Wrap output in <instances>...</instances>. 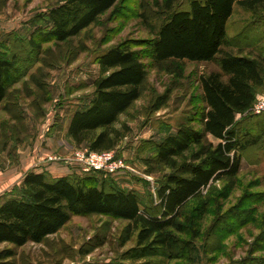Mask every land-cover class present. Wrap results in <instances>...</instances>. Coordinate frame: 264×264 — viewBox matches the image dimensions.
<instances>
[{"label":"trees","instance_id":"obj_1","mask_svg":"<svg viewBox=\"0 0 264 264\" xmlns=\"http://www.w3.org/2000/svg\"><path fill=\"white\" fill-rule=\"evenodd\" d=\"M117 1L65 0L51 7L47 28L31 34L30 47L40 54L37 35L57 42L80 35ZM179 1L164 0L165 15L154 38L126 40L99 53L90 101L75 109L67 127L77 146L86 144L94 152L112 150L121 134L115 124L141 96L145 57L154 63L217 60L220 70L200 77L202 128L180 124L145 158L148 173L158 165L170 170L157 180V200L151 197L143 203L135 189L120 186L114 176L102 177L100 171L83 174L77 164L63 175L32 169L0 202V244L42 243L72 216L98 214L126 220L127 240L136 238L134 246L105 264H202L196 240L210 210L213 185L236 177L244 151L264 135V113L238 119L264 89V0H189L187 7H178ZM235 5L253 14L240 34V45L228 35ZM231 45L237 53L224 51ZM16 58L0 51V102L28 72ZM252 117L259 120L253 124L259 133L253 127H238ZM208 135L218 142L207 141ZM15 254L14 249H5L0 257ZM233 264H264V259L246 257Z\"/></svg>","mask_w":264,"mask_h":264},{"label":"rangeland","instance_id":"obj_2","mask_svg":"<svg viewBox=\"0 0 264 264\" xmlns=\"http://www.w3.org/2000/svg\"><path fill=\"white\" fill-rule=\"evenodd\" d=\"M63 1L0 0V51L17 57L19 64L28 69L0 102V172L15 166L22 154L30 158L37 143H41V150H47L31 166L53 175L68 168L74 171L77 167L73 157L77 151L94 152L86 144L77 146L67 127L75 109L92 96V80L99 74L97 56L126 40L154 38L165 15L164 0H118L97 22L67 41H44L37 35L42 50L40 54L34 53L29 45L31 34L38 28H47V12ZM188 2L180 0L177 6L187 7ZM251 20L250 11L235 5L228 23L229 37L239 43L240 34ZM224 51L237 53L238 48L225 46ZM143 61L147 74L141 96L114 126L121 134L111 151L114 159H123L127 168L112 176L120 186L135 189L143 203H149L151 197L157 200V180L170 170L158 165L156 171L148 173L145 158L152 156L155 144L176 132L180 124L202 128L198 120L199 110L204 106L200 77L219 71L220 66L217 60L154 63L145 57ZM263 96L264 89L258 99ZM251 114L247 112L238 119ZM254 121L252 117L238 127H253L255 134L259 133L253 125L259 120ZM240 136L244 139L243 133ZM207 141L218 142L211 135ZM51 156L56 159L51 160ZM213 188L210 210L202 220L201 236L196 240L202 264H233L246 257L264 259V135L244 151L236 177L217 181ZM239 216L243 217L241 221ZM127 224L124 219L106 215H74L42 243L29 242L21 247L1 243L0 252L14 249L16 254L0 257V264L115 261L135 245V236L127 240ZM98 241L102 244L94 246Z\"/></svg>","mask_w":264,"mask_h":264},{"label":"built area","instance_id":"obj_3","mask_svg":"<svg viewBox=\"0 0 264 264\" xmlns=\"http://www.w3.org/2000/svg\"><path fill=\"white\" fill-rule=\"evenodd\" d=\"M247 112H251L253 114L264 113V96L259 98ZM50 159L55 160L56 157L51 156ZM73 161L79 165L80 169L84 173L100 171L101 173L104 172L106 175H114L117 172L119 173L122 168H127L123 159H114L113 152L111 150L90 153L77 151L75 157H73Z\"/></svg>","mask_w":264,"mask_h":264},{"label":"crops","instance_id":"obj_4","mask_svg":"<svg viewBox=\"0 0 264 264\" xmlns=\"http://www.w3.org/2000/svg\"><path fill=\"white\" fill-rule=\"evenodd\" d=\"M89 101H90V98L88 99V101H86V100L83 101V103L81 105H84V106L88 105ZM86 102H87V104H86ZM40 144H38V143L36 144V148L34 149V153L30 158H29V155L23 157V154H22L21 159L18 162H16L17 166L15 165L12 168L10 167V169H7L6 172H3V171L0 172V202L3 200V195L7 194L9 192V190L11 189V187L15 186V184L17 185V184L21 183V181H22V179H23V177L27 171L32 170V169L38 170L37 168L32 167L31 165H33L36 162V160H38L40 155L45 154L44 151L47 150L46 148H42V150H41ZM17 171H19V173H21L20 176H17L18 175ZM70 172H71V169L68 168V171L62 172V173L57 174V175H63V174H67ZM16 181L18 183H16Z\"/></svg>","mask_w":264,"mask_h":264}]
</instances>
